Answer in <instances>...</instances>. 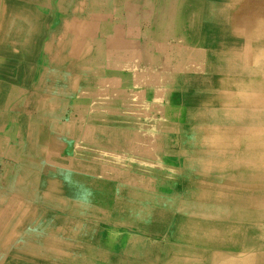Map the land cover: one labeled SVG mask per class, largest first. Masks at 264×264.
<instances>
[{"label":"crops","instance_id":"crops-1","mask_svg":"<svg viewBox=\"0 0 264 264\" xmlns=\"http://www.w3.org/2000/svg\"><path fill=\"white\" fill-rule=\"evenodd\" d=\"M45 1V6L42 0L35 4L40 14L51 16V19L45 48L36 50L39 68L33 72L32 87L39 88L41 82L54 83L56 77L60 81L56 83L62 84L61 76L64 74L92 70L88 66L91 53L85 47L93 42V55L99 58L95 71L120 82L115 85L114 81L113 86L107 87L101 85V81H95L82 87V90L93 91L89 98L92 110L111 100L106 94L108 90H120L126 94L123 108L128 111L126 120L133 125L125 133H119L122 141L119 146L114 145L111 151L114 182L118 183L117 176L126 171L129 174L124 179L126 188L146 202L152 214L149 224L143 227L128 226L117 215H111L115 220L110 226L112 229H107L110 247L103 249L105 252L100 247L88 252V257L94 259L93 264H117L123 255H140V262L136 261L135 264H264V151L259 139L253 147L245 145L251 141L245 136L247 132L252 131L249 136H256L260 135L259 131H264V75L256 89L252 85V73L235 72L237 67L245 63L262 59L260 56H264V51H255V40L243 42L247 36L258 38L261 33L235 40L228 37L219 40L224 46L233 49L229 51L234 52L231 55V52L220 53V56L236 58L238 64L218 67L210 56V50L219 38L211 29V17H217L219 10L222 11L220 15L223 16L221 20L224 27L230 28L236 24L248 30L257 23L264 27V0ZM63 9L72 11V19L54 18L55 13ZM57 26L60 27L58 30ZM54 28L57 31L54 32ZM155 36L158 37L154 39ZM70 40L82 43L81 53L69 51ZM73 48L76 50L77 46ZM245 54L251 58H242ZM198 61H201V67H197ZM215 70L226 74L223 75L225 77L229 73L245 78L241 84L245 88H240V92L254 94L255 97L248 101L247 108H239L242 109L239 112H244L232 114L228 118L219 114L216 107L206 109L210 113H196L198 99L190 98L191 92L205 90V87L202 88L204 83L206 87L214 89L231 88L216 83L209 86L207 80ZM42 75L45 77L42 78ZM154 80L166 81L164 86L168 90L165 97L160 83H150ZM145 84L153 88L155 99L163 96L168 100V115L160 106L134 103L135 93L131 90L134 86L140 88L139 85ZM73 96L76 101H85L84 95L81 96L78 91L73 92ZM116 109L120 110L121 107ZM49 117L66 122L77 120L79 114L69 113L67 109L64 113L46 116ZM134 117H140L141 120ZM168 121L172 124H167ZM242 125L258 130L255 133V130L243 129V135H228L231 128ZM40 126L43 131H47L43 123ZM10 131L8 128L7 132ZM207 131L209 135H205ZM202 132L204 134L199 136V140L196 138L194 144L186 145L187 137H197ZM169 133L168 148L176 149L179 142L171 135H178L180 152L177 157L164 160L170 167H151L150 164L155 162L154 157H158L157 153L164 151L166 146L163 138ZM6 135L11 136L8 133ZM230 161H234L235 166L229 165ZM126 168L131 169V172L127 173ZM166 199L168 204H165Z\"/></svg>","mask_w":264,"mask_h":264},{"label":"bare ground","instance_id":"bare-ground-1","mask_svg":"<svg viewBox=\"0 0 264 264\" xmlns=\"http://www.w3.org/2000/svg\"><path fill=\"white\" fill-rule=\"evenodd\" d=\"M38 2L40 0H0V264H93L94 259L88 257L87 253L96 247L105 252L103 249L110 247V234L106 226H111L115 220L111 215H117L123 224L134 227L147 226L151 221L152 214L146 202L135 197L124 184L129 174L124 171L117 176L118 183L114 182L111 151L114 145L119 146L122 141L119 133H125L133 123L126 120L128 111L123 108L126 94L120 90L112 93L107 91V94L112 95V101L106 107H114L107 110V114L90 115L88 111L93 91L82 90V87L95 81H101L100 84L107 87L113 86L114 81L115 85L120 82L95 71L99 58L93 55V42L85 47L91 53L88 66L92 70L64 74L61 76L62 84L56 83L60 81L55 74L56 82H41L40 86L37 85L39 88L32 87L33 72L39 68L36 50L45 48L51 19V16L42 15L35 9ZM42 4L45 6L46 1L42 0ZM71 12L69 9L59 10L55 18L72 19ZM217 13V17H211V29L219 36L218 42L210 50L211 59L218 67L238 64L236 58L220 56V53L231 52V55L234 52L229 51L233 49L224 46L219 40H235L249 34L264 33V27L258 23L248 30L236 24L230 28L224 27L221 20L223 16L220 15L222 11L218 10ZM59 28L56 27L57 30ZM41 39L42 42L39 41ZM72 41L68 43L69 51L81 53L82 43L79 40L77 43ZM75 45L76 50L73 48ZM211 73V78L207 80L209 86L216 83L231 88L214 89L206 87L204 83L202 88L205 87V90L191 92L189 97L198 99L196 113H210L206 109L216 107L219 114L228 118L232 114L244 112H239L242 110L239 108H247L248 101L255 97L254 94L240 92L242 79L245 78L229 73L225 77L223 75L226 74L216 70ZM76 91L84 95L85 101L75 100L73 92ZM53 102L56 103L51 106ZM117 107L121 109L117 110ZM67 109L69 113L79 114V118L66 122L46 118L51 113H64ZM42 123L47 131L42 130ZM8 128L12 131L7 132ZM243 129H252L255 133L258 130L242 125L231 128L228 135H243ZM250 132L245 136L251 141L245 145L253 147L259 139L264 151V131H259L260 135L256 136H249ZM203 134L187 137L186 145L194 144L196 138L199 140ZM235 164L234 161L229 162V165ZM126 170L127 173L131 172V169ZM167 202L166 199L165 204ZM140 257L123 255L117 264H135L136 261L140 262Z\"/></svg>","mask_w":264,"mask_h":264},{"label":"rangeland","instance_id":"rangeland-1","mask_svg":"<svg viewBox=\"0 0 264 264\" xmlns=\"http://www.w3.org/2000/svg\"><path fill=\"white\" fill-rule=\"evenodd\" d=\"M154 2H159V1L155 0ZM155 5H157V4H155ZM249 8L252 9L251 7H249ZM58 12H59V10L55 14H57ZM258 14H260V11L258 12ZM54 18H55V15H54ZM247 40H255L253 42V43H255V46H254L255 51L256 50H259V51H262V52L264 51V33H261L260 35H258V38L247 36L243 40V42L244 43H248ZM199 46H201V43H199ZM248 52L250 53V50ZM237 57H240V56H237ZM242 58H244V59L248 58L249 59V58H251V56L245 54L244 56H242ZM260 58H262V59L260 61H258V62H248V63H245V64L241 65L240 67H237V69H235V72H237V73L246 72V71L252 73L254 75L252 85L256 89L258 88L257 85L260 83L259 81L262 80V78H263L262 75H264V56H260ZM248 61H250V60H248ZM201 66H202L201 61L200 62L198 61L197 67H201ZM231 72H233V71L231 70ZM156 81L157 80H154V81H152L150 83H155L156 84ZM150 83H148V84H150ZM157 83H160V85H161L160 87H162V89H161L162 91L161 92L164 93V97H165L167 89H166V87L164 85L166 84V81L165 80H160ZM148 84L147 85L145 84L146 86L145 85H139V86H141L140 88L136 87V86L133 87V90H131V91H133L135 93L134 103L137 104L138 102H140L141 104L143 103V105H146V106H149V105L150 106H154V105L155 106H160V107L165 109V115H166L167 112H168L167 111V109H168L167 100L163 96L160 97V99H158V100L155 99L154 90H153V88L150 89ZM112 91H115V90H111V93H112ZM110 95H108V96L112 97V95L111 96ZM110 101H112V100H110ZM110 101H108V103H110ZM108 103H106L105 105H101V106H99L97 108L93 107V109L95 108L94 110H92V106L89 104L88 111H89L90 115H93V114H107L106 113L107 110L114 109L113 106L107 108L106 106L108 105ZM98 110H100V111H98ZM182 110H180L181 114L183 112ZM134 118L136 120H141L140 117H134ZM166 123L169 124L170 121H168ZM136 124H138V123L136 122ZM171 124H172V122H171ZM177 125H179L178 122H177ZM142 130L144 131L145 129H142ZM148 131L151 132L152 130L148 129ZM170 133H171V130H170ZM170 133L165 136L167 138H165V137L163 138L164 142H165L164 145L166 147H164V151L163 152H158L157 153L158 157L157 156L154 157L155 158L154 159L155 162H153V164H150L151 167H158V166L170 167V165L167 166L164 162L168 161V159L174 158L175 156L177 157L178 153L180 152V141H179V136L178 135H171L174 138H177L176 142H179V145L175 147L176 149L170 150L168 148V141L169 140H167V139H168ZM181 137H183V136H181ZM181 137H180V140L183 141V138H181ZM87 139H89V138H87ZM161 154H162V156H161ZM106 227H107V229H112V228H110V226L109 227L106 226Z\"/></svg>","mask_w":264,"mask_h":264}]
</instances>
